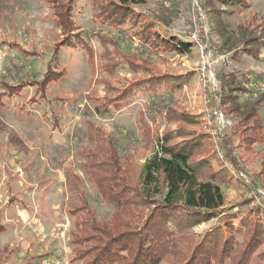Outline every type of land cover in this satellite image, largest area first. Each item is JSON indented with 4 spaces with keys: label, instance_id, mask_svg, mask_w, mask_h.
<instances>
[{
    "label": "rangeland",
    "instance_id": "rangeland-1",
    "mask_svg": "<svg viewBox=\"0 0 264 264\" xmlns=\"http://www.w3.org/2000/svg\"><path fill=\"white\" fill-rule=\"evenodd\" d=\"M107 1L0 0V264H80L69 242L75 215L86 201L97 221L108 222L113 213V207L96 196L83 168L85 155L93 154L96 166L105 170L112 155L120 168L117 176H127L133 187L142 164L159 150L157 138L178 129L201 142L203 152L197 159L206 158L207 174L218 172L225 209L245 207L249 212L260 205L255 218L264 230V141L252 143L254 138L264 140V130H259L264 126L263 97L258 105L261 125L250 127L257 129L255 136L250 128H236L215 99V75L221 73L234 77L230 85L241 96L264 95V0L221 7L224 39L237 38L238 26L252 30L256 39L252 46L234 45L236 52L231 53L221 51L217 26L204 22L198 0H144L132 9L147 14L161 3L173 6L177 15L168 34L190 46L187 53L155 56L125 35L114 42L116 28L98 19ZM66 8L68 25L63 30L56 15ZM192 35L197 42L189 40ZM158 74L167 75L168 82L157 91H146L148 84L136 85ZM237 74H244L246 81L239 83ZM212 110L222 115L220 132L216 120L208 117ZM181 116L193 126L183 125ZM234 130L232 147L242 170L238 173L218 152V137ZM91 134L95 143L101 139L97 152L88 140ZM239 139H245V147ZM96 175L108 177L109 172ZM251 180L260 186L252 190ZM220 222L217 217L176 234L175 252L186 247L189 253ZM231 236L236 249L225 264H264V233L246 258L236 254L247 231ZM174 260L171 255L160 264H182Z\"/></svg>",
    "mask_w": 264,
    "mask_h": 264
},
{
    "label": "trees",
    "instance_id": "trees-1",
    "mask_svg": "<svg viewBox=\"0 0 264 264\" xmlns=\"http://www.w3.org/2000/svg\"><path fill=\"white\" fill-rule=\"evenodd\" d=\"M235 3L242 4L243 0L197 1V9L204 17V22L207 19L210 24L217 26V36L222 38L221 51L224 53L235 51L233 46L236 44L243 43L248 47L256 41L251 36L252 30L248 31L244 26H238L240 32L237 38L231 39L229 36L224 39L225 29L220 19L225 11L221 7L235 6ZM142 4L144 0H108L107 4H101L102 16H98V19L105 20L116 28L119 34L116 32L111 36L114 42L123 35L129 40L136 39L141 51L148 56L168 51L180 54L189 52V45L168 34V29L177 15L176 9L164 3H161L156 12L149 11L147 14H140L132 9L133 6L139 7ZM68 15L67 8L56 15L62 21L60 23L63 30L68 25ZM78 38H75L76 41ZM206 43L209 46L208 40ZM224 75H215L219 86L215 92L217 107L229 119L236 121V128L247 130L254 123L261 125L258 105L263 102L264 95L257 98L248 95L245 98L230 85L234 77ZM167 77L164 74L152 75L136 85L148 84L146 91L155 92L161 84H167ZM244 77V74H237L238 82L244 83ZM222 78L227 80L222 81ZM176 88H180V85ZM181 122L183 125L193 126L189 118L181 116ZM256 130L250 128L249 132L255 136ZM259 130H264V126ZM236 133L234 130L230 136L218 137V152L228 162V168L238 173L242 170L238 166L239 156L232 147L231 140ZM92 135L88 140L96 144L97 152V148H101V139L98 137L95 143ZM244 141L245 139H239L241 146L245 147ZM258 141L264 140L252 139V143ZM109 145L114 146L112 141ZM156 145L158 152L142 164L133 187L128 185L127 176H117L120 168L112 155L106 162L109 164L108 170L96 166L93 154L85 155L88 163L83 168L93 182L96 196L103 203L112 206L113 213L108 222L97 221L95 213L89 209L88 202H85L80 214L75 215L73 228L69 233L70 245L75 248V259L80 264H160L172 255L175 263L225 264L224 259L232 257L236 249L231 235L245 230L248 237L236 255L244 258L251 255L264 233L259 220L255 218L256 211H259L256 208L260 205L249 212H246L245 207H239L235 212L225 209V198L217 184L221 178L216 171L210 170L206 173V158L197 159L203 152V146L193 136L179 134V129L171 130L158 137ZM103 171L109 172V176L96 175H102ZM254 186H260L257 180L252 181V190ZM144 209H148L146 213ZM217 217L221 218L217 229L201 237L199 242L193 244L189 253L186 247L178 250V253L175 252L176 234L192 230ZM169 225L174 228H169Z\"/></svg>",
    "mask_w": 264,
    "mask_h": 264
},
{
    "label": "built area",
    "instance_id": "built-area-1",
    "mask_svg": "<svg viewBox=\"0 0 264 264\" xmlns=\"http://www.w3.org/2000/svg\"><path fill=\"white\" fill-rule=\"evenodd\" d=\"M189 40L191 42H197L195 35L190 36ZM208 117L209 119L213 117V119L216 120V122L214 123H215V126L217 127V132H220V129L224 128L223 119H222V115L220 112H218L217 110L208 111ZM39 264H50V262H48L47 260H43Z\"/></svg>",
    "mask_w": 264,
    "mask_h": 264
}]
</instances>
